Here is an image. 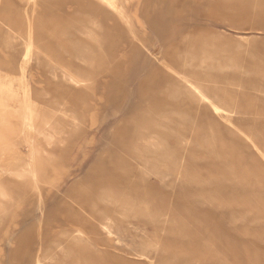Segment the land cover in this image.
<instances>
[{
    "label": "rangeland",
    "instance_id": "374dc122",
    "mask_svg": "<svg viewBox=\"0 0 264 264\" xmlns=\"http://www.w3.org/2000/svg\"><path fill=\"white\" fill-rule=\"evenodd\" d=\"M105 2L0 0V264H264V0Z\"/></svg>",
    "mask_w": 264,
    "mask_h": 264
},
{
    "label": "bare ground",
    "instance_id": "6f19581e",
    "mask_svg": "<svg viewBox=\"0 0 264 264\" xmlns=\"http://www.w3.org/2000/svg\"><path fill=\"white\" fill-rule=\"evenodd\" d=\"M107 3H115L114 2V0H105ZM105 2V3H106ZM116 4V3H115ZM108 5H110V4H108ZM190 85H191V89H193V91H194V95H196L197 96V98H198V100L199 101H201V102H203V101H205V102H207L208 104H209V107L210 106H213V108H214V110H219L218 109V107L217 106H214V104H212V99H211V97L212 96H210L203 88H200L198 85H196V84H191L190 83ZM211 111V110H210ZM213 112V111H212ZM214 113V112H213ZM48 120V119H47ZM46 121V120H45ZM49 122V121H48ZM46 123V122H45ZM34 154V152H33V150L32 151H30V153H29V156L32 158V155ZM28 166H30V168H29V170H30V173L31 174H34L36 171H35V167L33 166V165H28ZM160 211V210H159ZM161 247V246H160Z\"/></svg>",
    "mask_w": 264,
    "mask_h": 264
},
{
    "label": "crops",
    "instance_id": "0c3cea01",
    "mask_svg": "<svg viewBox=\"0 0 264 264\" xmlns=\"http://www.w3.org/2000/svg\"><path fill=\"white\" fill-rule=\"evenodd\" d=\"M160 83H163V82H160ZM160 83H158V84H160ZM33 160H34V158H31V161H32L31 165H34Z\"/></svg>",
    "mask_w": 264,
    "mask_h": 264
}]
</instances>
